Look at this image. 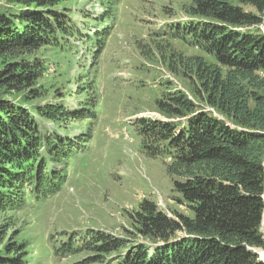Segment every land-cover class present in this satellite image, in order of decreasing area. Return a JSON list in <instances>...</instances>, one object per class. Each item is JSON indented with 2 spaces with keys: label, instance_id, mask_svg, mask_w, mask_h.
Here are the masks:
<instances>
[{
  "label": "trees",
  "instance_id": "trees-1",
  "mask_svg": "<svg viewBox=\"0 0 264 264\" xmlns=\"http://www.w3.org/2000/svg\"><path fill=\"white\" fill-rule=\"evenodd\" d=\"M67 1L6 0L10 13H0L2 214L22 208L28 196L40 201L61 192L67 177L58 163L89 141L48 127L43 120L75 115L35 101L45 71L40 51L58 33L73 35ZM186 13L192 20L182 33L208 58L163 57L187 91L166 84L156 102L164 120L142 118L135 127L149 157L169 160L167 174L187 213L170 217L143 201L132 215L138 238L86 230L78 245L73 234L61 250L87 253L77 264H264L257 254L264 250V0H191ZM7 240L0 264H27L18 235Z\"/></svg>",
  "mask_w": 264,
  "mask_h": 264
},
{
  "label": "rangeland",
  "instance_id": "rangeland-1",
  "mask_svg": "<svg viewBox=\"0 0 264 264\" xmlns=\"http://www.w3.org/2000/svg\"><path fill=\"white\" fill-rule=\"evenodd\" d=\"M103 1L107 6L100 0H68L73 35L58 33L39 53L45 71L37 85L42 94L35 101L60 104L75 115L43 123L60 135H83L89 141L67 165L58 163L67 177L61 192L40 201L28 196L22 208L0 213L2 236L9 229L0 251L16 234L26 247L27 264H77L87 253L68 254L61 247L73 234L80 245L86 230L134 237L132 215L146 200L170 217L187 213L167 174L169 160L149 157L135 126L142 118L164 120L156 102L166 84L187 91V82L168 70L163 57L181 53L208 58L182 33L192 20L186 13L191 0ZM10 8L0 0V13L6 15ZM95 31L99 38H92ZM262 225L264 233V217Z\"/></svg>",
  "mask_w": 264,
  "mask_h": 264
},
{
  "label": "water",
  "instance_id": "water-1",
  "mask_svg": "<svg viewBox=\"0 0 264 264\" xmlns=\"http://www.w3.org/2000/svg\"><path fill=\"white\" fill-rule=\"evenodd\" d=\"M263 26H264V22H263ZM257 254L260 256V260H261L262 262H264V258L262 257V253L259 252V251H257Z\"/></svg>",
  "mask_w": 264,
  "mask_h": 264
},
{
  "label": "bare ground",
  "instance_id": "bare-ground-1",
  "mask_svg": "<svg viewBox=\"0 0 264 264\" xmlns=\"http://www.w3.org/2000/svg\"><path fill=\"white\" fill-rule=\"evenodd\" d=\"M263 255H264V253L262 254V257L264 258V256H263Z\"/></svg>",
  "mask_w": 264,
  "mask_h": 264
}]
</instances>
